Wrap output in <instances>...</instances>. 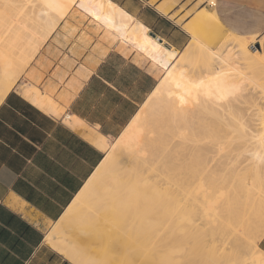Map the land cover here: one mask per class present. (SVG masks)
<instances>
[{"label":"bare ground","instance_id":"1","mask_svg":"<svg viewBox=\"0 0 264 264\" xmlns=\"http://www.w3.org/2000/svg\"><path fill=\"white\" fill-rule=\"evenodd\" d=\"M73 5L111 40L142 53L152 47L148 29L139 21L130 24L111 0H0V102ZM183 28L196 54L189 47L183 62L174 48L156 44L150 58L160 67L169 64L166 74L115 142L92 139L105 156L45 235L44 242L73 264H141L155 258L170 245L164 234L173 211L192 219L194 207L212 219L196 212L191 230L212 236L226 228L233 238L222 252L238 246L249 260L245 264H264V252L255 244L264 235L263 55L251 44L253 37L226 31L214 9L202 7ZM213 42L216 48L209 47ZM25 77L39 78L33 69ZM18 89L46 111L61 114L37 87L25 83ZM64 120L82 128L71 115ZM242 225L250 236L236 235L235 227ZM71 237L90 244L104 261L75 248ZM128 246L138 250L125 254Z\"/></svg>","mask_w":264,"mask_h":264},{"label":"crops","instance_id":"2","mask_svg":"<svg viewBox=\"0 0 264 264\" xmlns=\"http://www.w3.org/2000/svg\"><path fill=\"white\" fill-rule=\"evenodd\" d=\"M111 1L130 24L148 29L152 47L142 53L111 40L71 9L26 68L38 80L25 71L21 81L48 95L61 114L46 111L17 85L0 102V264H73L44 238L105 156L92 139L110 142L121 134L161 77L163 69L150 58L154 47L183 50L191 39L183 25L204 7L203 0ZM207 1H215L208 8L227 31L254 37L264 58V0ZM67 114L82 128L67 124ZM258 246L264 252V235Z\"/></svg>","mask_w":264,"mask_h":264},{"label":"rangeland","instance_id":"3","mask_svg":"<svg viewBox=\"0 0 264 264\" xmlns=\"http://www.w3.org/2000/svg\"><path fill=\"white\" fill-rule=\"evenodd\" d=\"M76 2H77V0H74L75 4H76ZM199 3H200V6H204L206 8L210 7L209 5H207V0H205V1L203 0L202 2L199 1ZM115 7H117V6L115 5ZM71 9L74 12H76L78 10L77 6L73 5L67 11L64 18L68 15V13L71 11ZM81 17H82V19H86V17H88V16L85 17L82 15ZM91 21L92 20L90 19L88 22H91ZM130 22H131V18H130ZM93 23H95V22H93ZM95 25L97 27H99L96 23H95ZM50 36H51V34H50ZM47 39H45V41ZM45 41H43V43L38 47L36 54L29 61L27 67L34 60L35 56L37 55V53L39 52V50L41 49V47L43 46ZM254 41H255V38L253 37V41L251 42V44L256 46ZM192 45H193V41H189V43L187 44V46L183 50L178 52L175 49L174 57H176L177 55H181L180 60L184 62V60H185L184 58H186L185 51L189 47H192ZM209 47L210 48H216L217 43L213 42L212 44L209 45ZM191 49H192L191 55H195L197 50L194 49V47H192ZM168 66H169V64L167 66L160 67L161 69H163L161 71L162 72L161 77H163L164 74H166ZM23 78H24V75L21 74L17 83H16V85L18 87L22 84L21 81L23 80ZM112 142H115V139L110 141V143H112ZM172 208L174 210H177V208H179V207L172 205ZM196 212L200 213V215L202 216V219H206L207 221L212 219L211 216H203L202 207H201V209H198L196 207L192 208V216H191L192 219L194 218L193 214H196ZM173 213H175V215H174L175 218L174 219H167L168 229H167L166 233L164 234V235H166V237L167 236L169 237V241H170L169 247L160 251V253L157 257L149 258V260H143L141 262V264H174L176 262H177L176 264H178V263L179 264H192L191 259H195V260L200 259V262L197 264H245L246 262L249 261L246 259L247 257L245 255L243 249L238 248V246L236 248H231L228 251L222 252V250H221L223 247L222 245H224L226 242H228V240L233 238V234H232L233 232L228 231L225 228V229H223V231H221L218 234L211 236L210 232L207 231V235H205L203 232H197V231H193L190 229L189 220L191 222L192 219H185V218L182 219V218L178 217V215H180L181 213L174 212V211H173ZM52 224L50 225V227L52 226ZM246 228L247 227L245 225L244 226L243 225L242 226H236L235 227L236 235L237 236H243V237L250 236L251 233ZM70 240H71V243L73 244V246L75 248L82 250L86 255L91 256L93 259H95L97 261H101V262L104 261V259L100 255V253L95 248H92L90 246V244L85 245L82 243V241L80 239L75 238V237H71ZM242 240L245 242L246 238L245 239L243 238ZM223 241H225V242H223ZM258 242L259 241H255V244H257V246H258ZM244 244L245 243H243V245ZM136 250H138V249H135L134 247L128 246L123 250V252H125V254H133V253H135ZM136 263H137V261H136Z\"/></svg>","mask_w":264,"mask_h":264},{"label":"built area","instance_id":"4","mask_svg":"<svg viewBox=\"0 0 264 264\" xmlns=\"http://www.w3.org/2000/svg\"><path fill=\"white\" fill-rule=\"evenodd\" d=\"M215 4V2H210V1H207V5H209L210 7H213Z\"/></svg>","mask_w":264,"mask_h":264}]
</instances>
